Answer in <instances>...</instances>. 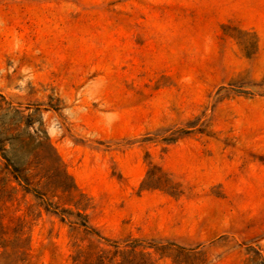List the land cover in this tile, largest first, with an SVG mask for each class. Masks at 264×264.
Wrapping results in <instances>:
<instances>
[{"label": "rangeland", "instance_id": "374dc122", "mask_svg": "<svg viewBox=\"0 0 264 264\" xmlns=\"http://www.w3.org/2000/svg\"><path fill=\"white\" fill-rule=\"evenodd\" d=\"M0 264H264V0H0Z\"/></svg>", "mask_w": 264, "mask_h": 264}, {"label": "trees", "instance_id": "16d2710c", "mask_svg": "<svg viewBox=\"0 0 264 264\" xmlns=\"http://www.w3.org/2000/svg\"><path fill=\"white\" fill-rule=\"evenodd\" d=\"M84 226V225H83ZM85 227V226H84Z\"/></svg>", "mask_w": 264, "mask_h": 264}]
</instances>
